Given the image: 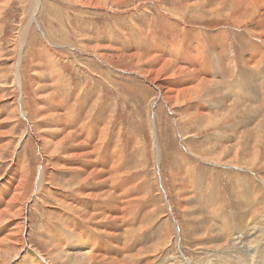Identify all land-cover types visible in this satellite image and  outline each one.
Masks as SVG:
<instances>
[{
  "label": "rangeland",
  "instance_id": "rangeland-1",
  "mask_svg": "<svg viewBox=\"0 0 264 264\" xmlns=\"http://www.w3.org/2000/svg\"><path fill=\"white\" fill-rule=\"evenodd\" d=\"M238 1L41 0L33 18L28 0H11L7 4L0 19V121L6 126L2 131L8 129L9 133L0 138V145L8 142L6 149L0 151V181L5 180L11 167L18 166L19 162L18 168L21 169L23 164L26 170H30L32 178L23 203L27 201L31 209L19 218V222L27 223L28 246L33 251H39L51 264H92L83 263L82 257L74 255L62 261L55 259L52 255L55 244L46 230H53L54 235L65 228L80 231V236L73 240H80L82 251L95 247L97 241L93 240L100 237L83 224L81 212L74 213L53 199L59 192L82 198L80 189L85 186L97 192L93 180L85 186L74 183L75 169L69 168H73L70 161L74 159L65 153L78 148L72 141H67L60 151L55 152L57 154L51 153L61 138L54 135L60 133V121L53 117L56 108L60 112L66 108L73 110L74 116L65 126L67 130L84 125L89 131L85 141L87 150L91 152L89 158L97 160L101 157L100 161L108 168L116 155L121 176L115 183L119 194L132 199L137 197L129 222L136 231L135 239L130 242L121 240L118 247L107 249V257L114 254L123 261L122 264H206L207 256L217 254L215 251L219 246H222L218 250L219 255L233 257L239 255L238 251L246 253L251 242L260 235L264 237V223L259 225L257 222H264V210L245 227V230L249 229L242 233V242L236 239L238 233L227 230V226L232 224L235 230L234 224L240 222L244 211L247 219L252 221L250 214L253 215L254 210L248 208H252L254 202L260 203L254 205L256 210L264 209V200H256L254 192L261 190V195L264 194V124H259L263 116L253 114L223 121L221 115L229 109L228 100L232 98L221 91L219 84L214 89L218 94L205 90L194 94L189 102L181 99L167 104L157 88L159 81L152 83L144 78L146 72L142 63L138 61L134 68L116 59L119 55L134 52L147 59L158 54L171 58L180 66L196 68L191 56L184 61L185 65L182 60L188 47L196 40L193 28H199L208 47L205 59H212L219 45H224L228 58L239 56L242 50L247 54L250 51L246 48L250 39L247 32L253 36V50L262 44L258 33L264 30V0L260 11L255 9L258 13L235 7ZM223 2L226 3L221 5ZM218 13L221 16L217 17ZM236 13L240 17H235ZM173 18L183 21L191 31L187 27H175ZM222 28L227 32L225 36H216ZM21 29L27 30L23 42ZM16 45L19 47L17 51ZM200 45L203 46L202 43ZM160 46H166V49ZM176 54L177 57L174 56ZM107 56H112V59ZM230 61L224 60L223 66ZM151 65L148 63L145 67ZM203 77L219 81L216 74H204ZM179 80L178 83L183 81ZM221 80L225 82L226 78ZM218 97L222 100L220 104H217L219 99L215 100ZM257 99L261 101L258 96ZM208 104L215 105L217 109L209 110ZM256 104L252 103L254 107ZM204 110L209 114L204 119L199 117L190 123H182L194 115L206 113ZM212 115H215L212 122L219 119V124L205 129ZM107 125L109 128L104 135ZM76 133L79 135L78 131ZM42 138L47 142H41ZM97 145L101 148L99 153L94 152ZM209 147L213 149L204 154L203 149ZM238 147H241L238 158L232 162L225 159L212 161L214 156L221 155L223 149L226 150V159L234 157ZM256 147L260 152L252 166L247 161L255 157ZM43 167L50 173L46 183L51 194L41 203L35 192ZM82 168L88 169L85 165ZM5 195L0 187V199L8 200L9 196ZM70 202L66 201L75 205ZM4 207L0 200V211ZM76 208L86 211L81 205ZM59 210L67 215V220L58 217ZM112 214L120 215L117 211ZM217 225L226 229L228 234L220 244L218 240L223 237H215ZM10 229V225L1 229L0 239ZM115 229L107 225V232H116ZM62 238L66 251L74 254L79 250L73 240L69 242ZM8 247L12 257L0 253V264H33V258L28 255H14L18 250L13 244ZM137 253L136 259H125Z\"/></svg>",
  "mask_w": 264,
  "mask_h": 264
},
{
  "label": "bare ground",
  "instance_id": "bare-ground-1",
  "mask_svg": "<svg viewBox=\"0 0 264 264\" xmlns=\"http://www.w3.org/2000/svg\"><path fill=\"white\" fill-rule=\"evenodd\" d=\"M11 0H0V19L3 15V10L4 8L7 6V4L10 3ZM120 1H124V0H120ZM41 0H28V4H29V10L31 12L32 18L34 17V14L36 13V10L38 9L39 5H40ZM261 3L262 0H239L237 3H235V7H242L243 9H250L255 11V13L259 10V8L261 7ZM189 3H187L186 5H188ZM263 4V3H262ZM258 9V10H255ZM5 11V10H4ZM234 12V10H231ZM244 11V10H243ZM260 11V10H259ZM258 13V12H257ZM221 16V14H217V17ZM240 17V14L238 15V13H236L235 17ZM264 27V26H263ZM25 29V28H24ZM22 30L20 31V35L22 37V42L24 39V36L27 34V30ZM263 30V29H261ZM1 33V31H0ZM19 35V36H20ZM28 36V35H27ZM258 36L260 37V40L264 41V30L259 34ZM20 37V38H21ZM65 38V37H64ZM63 38V39H64ZM25 40V39H24ZM264 43V42H263ZM21 45V44H19ZM18 45V46H19ZM207 47V46H206ZM14 48V47H13ZM16 51H17V45L15 46ZM23 48V47H21ZM199 48V47H198ZM197 48V49H198ZM204 45H200V50L204 51ZM264 48V47H263ZM21 50V49H20ZM227 52V51H226ZM198 53V51L196 52ZM221 53V52H220ZM260 53V52H259ZM206 54V53H205ZM262 54V53H261ZM201 55V54H200ZM106 56V55H105ZM204 56V55H203ZM220 56V55H219ZM260 56V54H259ZM258 56V57H259ZM205 57H208L205 55ZM226 58H228L227 56H225ZM263 57V56H261ZM17 58V57H16ZM107 58H111L112 56H107ZM199 58V57H198ZM203 58V57H202ZM201 58V59H202ZM222 58V57H221ZM231 58V57H230ZM117 60H119L122 63H126L128 66L130 67H136L139 63H142V65L144 66V70H145V75L144 78H146L148 81L154 83L156 81H159V84L157 85V88L161 91V93L163 95H161L162 97L164 96V99L166 100L165 102L167 104L169 103H173L176 100H181V99H185L187 102H189L192 97L194 96V94L196 93H202L203 91L207 90L209 93H215L218 94L217 92L214 91V89H216V85L219 84V86H221V82H215V80H210L207 78L203 77L202 72L200 73L201 68L198 66V63L196 64V68H190L187 66H180L176 63L173 62V60L171 58H165L163 56H160L158 54H152L151 57L147 58H142L140 57L137 53H131L129 55H119L116 57ZM200 59V58H199ZM198 59V60H199ZM200 59V60H201ZM220 59V58H219ZM253 60H255V58H252ZM259 59V58H256ZM196 60V59H195ZM193 59L192 62L195 61ZM197 60V61H198ZM205 60V59H204ZM226 60V59H225ZM242 60V59H241ZM246 60V59H245ZM263 60V59H262ZM0 61H2L1 59V54H0ZM221 61V60H218ZM237 61V60H236ZM250 63H253V61L249 60ZM200 62V61H199ZM202 62V61H201ZM243 62V60H242ZM241 62V63H242ZM257 62V61H256ZM148 63H152L151 66H146V64ZM156 63L154 69H152L153 65ZM186 63V62H185ZM221 63V62H220ZM244 63V68L246 70H248L249 72V66L248 63L246 61L243 62ZM264 63V62H263ZM78 64V63H77ZM222 64V63H221ZM235 64V63H234ZM259 66L261 65V60L259 61V63H257ZM150 65V64H149ZM185 65V64H184ZM15 66V65H14ZM112 66V65H110ZM236 66V65H235ZM192 67V66H191ZM223 67V66H222ZM237 67V66H236ZM258 67V66H257ZM254 67V68H257ZM261 67V66H260ZM259 68V67H258ZM206 69V68H205ZM19 70V69H18ZM208 70V68H207ZM210 70V69H209ZM21 71V70H20ZM208 72V71H207ZM205 74V73H204ZM146 76V77H145ZM244 76V74H243ZM20 77V76H19ZM178 78H180V81ZM246 78V77H244ZM242 79V78H241ZM240 79V80H241ZM174 80V81H172ZM178 80L180 81L178 83ZM190 80V82L188 81ZM19 81V80H18ZM243 81V80H242ZM250 81V80H249ZM20 82V81H19ZM246 82V80H245ZM244 82V83H245ZM2 83V81H1ZM24 83V82H23ZM242 83V84H244ZM17 84V83H16ZM246 84L248 85V82H246ZM250 84L253 86L252 89H254V87L256 86L254 84V82L250 81ZM2 85V84H1ZM35 85V84H34ZM261 85V84H260ZM17 87V86H16ZM34 87V86H33ZM262 87V86H261ZM264 87V85H263ZM36 89V87H35ZM261 89V88H260ZM262 90V89H261ZM38 91V90H37ZM36 91V92H37ZM264 91V89L262 90ZM1 92V91H0ZM253 92V91H252ZM255 92V91H254ZM262 93V92H261ZM39 94V93H38ZM231 95V94H230ZM234 95V94H233ZM254 96V95H253ZM228 97V96H227ZM248 97V96H247ZM246 97V99H247ZM256 97V96H255ZM229 98V97H228ZM10 99V98H9ZM219 99V101L217 102V104L221 103V99L218 97L215 100ZM230 99V98H229ZM240 99V98H239ZM252 99V98H251ZM254 99V98H253ZM252 99V100H253ZM1 100V98H0ZM59 100V99H58ZM251 100V101H252ZM49 101V100H48ZM52 101V100H51ZM256 101V100H255ZM1 102V101H0ZM58 102V101H57ZM229 102V109L227 111H225V114H222L221 117H223V121H226L228 119L231 118H237V117H242V116H247V115H253V114H259L263 116V120L259 122V124H264V109L262 107H260L259 105H256L255 107L253 105L250 104H244L240 101L236 100H228ZM254 102V100L252 101ZM261 102V101H260ZM23 103V102H21ZM249 103V102H247ZM24 104V103H23ZM59 104V103H57ZM21 105V104H20ZM25 106V105H24ZM19 107V106H18ZM65 107V106H64ZM67 107V106H66ZM44 109V108H43ZM42 109V110H43ZM40 110V109H39ZM41 110V111H42ZM46 110V109H45ZM199 109H197L198 111ZM4 111V110H3ZM24 111V110H23ZM205 111V110H204ZM5 112V111H4ZM44 113V110L42 111ZM48 112V111H47ZM206 112V111H205ZM25 113V112H24ZM27 113V112H26ZM41 113V112H40ZM42 113V114H43ZM51 113V112H50ZM53 113V112H52ZM51 113V114H52ZM4 114V113H3ZM6 114V113H5ZM11 114V113H10ZM50 114V115H51ZM49 115V116H50ZM209 114L206 113H200L199 115H194L192 117H190L187 121L182 122L183 124H186V122H191V121H195L197 118L202 117L201 119H204V116H207ZM17 116V115H16ZM15 116V117H16ZM40 116V115H39ZM74 116V112L71 109H65L63 112H60L57 108H56V113L53 114V117L56 119H59L60 123H59V127H60V133L56 132L54 135L56 137H61L59 140L60 142L58 143V145L56 147L53 148V150L51 151V153H55L57 151H60L65 143L67 141H72L73 145L77 146L78 148L76 150L72 149L69 150L67 153L71 158H73L74 160L70 161V165L73 166V168L69 167L70 169H75V175H76V180H74V183L77 186H81L84 185L88 182V181H95L96 187L97 188V192H93L90 190V187L85 186L83 189H80V193L82 198H77L75 195H71L68 193H64V194H60L62 196V199H56L53 197V199H55L57 202H59L60 206L66 207L71 209L72 212L77 213V212H81L83 215L80 214V217L84 220L83 224L85 226H87L90 230L92 234L95 235H99L100 237H97V240H93V241H97L96 246L92 247V248H87L86 251H82V244L80 242L79 239H75L73 240L75 237L80 236L81 232L80 231H73L71 228H65L63 232H56L55 235L53 234V230H50L49 228H47L46 231H48L47 233L51 235V241L55 244V247H53L54 251L52 252V255L55 259L59 260H64L66 259L69 255H74V257L79 256L82 257L81 259L84 262H91L92 264H122L123 261L118 260L119 257L115 256L114 254H112V257H107L106 256V251L107 249L110 248H116L120 245V241L124 240L125 242H130L132 240L135 239V233L136 231H134V228L130 226L129 222L132 219V210H133V204L135 202L134 199L132 198H128V195H124L123 197L118 194L113 192V187H116L117 185L115 183L119 182L121 179L120 174L118 173L117 170V164H118V160L116 155L113 156L111 164L108 168L104 167L103 163L100 161L99 157L97 160L94 158H89V154L91 153L90 151L87 150L86 147V143L85 141H87L88 139V134L89 131L86 130L84 125H79V127H70L69 130H67L65 128L66 124L68 123L69 120H71ZM215 115H212L209 117L208 122L206 123L205 129L212 127L213 125H218L219 124V119H217L216 122H212L213 119H215L214 117ZM12 117V116H11ZM19 117V116H18ZM14 118V117H13ZM29 119V118H28ZM27 119V120H28ZM42 119V118H41ZM18 120V119H17ZM181 120V119H180ZM41 121V120H40ZM58 121V120H57ZM58 121V122H59ZM200 119H199V123H200ZM203 121V120H202ZM248 121V120H246ZM13 122V121H12ZM20 122V121H19ZM180 122V121H179ZM9 123V122H8ZM18 123V122H16ZM202 123V122H201ZM229 123V122H228ZM12 124V123H11ZM17 125V124H16ZM20 125V124H19ZM223 125V124H222ZM55 126V125H54ZM233 126V125H232ZM16 127V126H15ZM18 127V126H17ZM16 127V128H17ZM38 127V126H37ZM58 127V125H57ZM6 128V126H4L2 124V122L0 121V138L4 135H6L7 133H9V131H2V129ZM22 128V127H21ZM40 128V127H39ZM109 126H105V131H104V135L106 134L107 130H108ZM11 129V128H10ZM79 133V135L76 133L77 131ZM76 131V132H75ZM11 132H13L11 130ZM75 133L77 134V136L75 135ZM49 136V135H48ZM52 136V135H51ZM54 136V137H55ZM82 136V137H81ZM7 137V136H6ZM9 138V137H8ZM15 138V137H14ZM53 138V136H52ZM19 139V138H18ZM21 139V138H20ZM22 140V139H21ZM100 140V138H99ZM51 141V139H50ZM41 142L46 143L47 139L46 138H42ZM101 142V141H100ZM8 143V142H7ZM6 143V144H7ZM49 143V142H48ZM51 143V142H50ZM53 143V142H52ZM0 145V151L6 149L7 145ZM45 145V144H44ZM99 145V144H98ZM98 145L96 146L95 149V153H99L100 151V147H98ZM103 145V144H102ZM53 146V145H52ZM51 146V147H52ZM256 146H258V143H256ZM46 147V146H45ZM50 147V146H49ZM95 147V146H94ZM247 147H249V145H247ZM211 149H213V147H209L206 148L204 151V154H208L209 151H211ZM241 147L236 148L235 150V154L234 157L230 158V159H226V150L223 149L222 152H220L221 155H216L212 158V161H221L223 159L226 160V162H232L234 159L238 158V153L240 151ZM254 148H252L253 150ZM45 150V149H44ZM47 151V150H46ZM78 151V152H77ZM92 151V150H91ZM49 152V151H48ZM260 150L256 147V150L254 152L255 157L253 156V158H251L249 161H247L249 164H251L252 166L254 165L253 163L256 162L257 157L259 155ZM57 154V153H55ZM201 155V154H198ZM57 156V155H56ZM110 156V155H109ZM119 159V158H118ZM15 160V159H14ZM17 160V159H16ZM107 160V159H105ZM47 162V161H45ZM13 163V162H12ZM15 163H18L17 161H15ZM79 163V164H78ZM81 163V164H80ZM87 163H89L87 165ZM216 163V162H215ZM94 164V165H93ZM20 165V162L18 163V166ZM82 165H85L88 167L87 170H84L82 168ZM119 165V164H118ZM17 165L11 167V169L9 170L8 175H6V179L3 181H0V187L3 188V190L6 193V197L9 199H4L1 198L0 200L2 201L3 206H5L1 211H0V230L5 228L6 226L10 225L11 229L10 232L4 236L3 238L0 239V253L3 254H10L11 256V248L8 247V245L13 244L14 248H17L18 253L14 254L17 257H21L24 256L23 254H25L26 256H30V259L33 258V264H51L50 262L47 261V259H45L39 251L35 250L33 251L29 246V240L27 238V223L24 224V222H19V218L21 216L27 215L29 212V208L31 209L30 205L26 203H23L24 198L26 197V194L28 193V187H29V183H30V170H26L25 166H21V169L18 168ZM46 166V165H45ZM59 166V165H57ZM20 167V166H19ZM48 167V165H47ZM48 168L43 167L42 171L40 172L39 175V179H38V183H37V187H36V192H35V196L37 198V200L39 202H43L45 201V198L48 199V195L51 194V189L49 188V185L46 183V181L48 180L50 173L47 170ZM51 170V169H50ZM120 170V169H119ZM161 173V172H160ZM32 178V177H31ZM159 178V177H158ZM1 179V178H0ZM158 181H160L158 179ZM240 184V183H239ZM105 186L111 187V189H106ZM105 187V189H104ZM32 189V187H31ZM261 191V190H260ZM260 191H254L256 192L255 194L257 195L256 200H264V194L261 195ZM184 192V191H183ZM31 193V192H30ZM59 193H63V192H59ZM148 194V193H146ZM145 195V194H144ZM146 196V195H145ZM250 196V195H249ZM181 197V196H180ZM186 197V196H185ZM251 197V196H250ZM253 197V196H252ZM251 197V198H252ZM27 198V197H26ZM25 198V199H26ZM263 198V199H261ZM31 199V198H30ZM29 199V200H30ZM32 200V199H31ZM30 200V201H31ZM77 200H81V203H78ZM254 200V199H253ZM73 201L74 202V206L66 203ZM261 201V202H262ZM242 203V201H240ZM264 202V201H263ZM262 202V203H263ZM30 203V202H29ZM40 203V204H41ZM71 203V202H70ZM257 202H254V205ZM96 204L98 206H100L99 211L97 212H93L91 210L92 206ZM106 204H110V205H106ZM169 204V202H168ZM260 203H257L256 205H258ZM81 205L86 211H81L79 209L76 208V206ZM87 205H90V209L87 208ZM119 205H121V214L120 215H113L110 214L109 212H114L109 208H105V206H109L111 208H113V210H116V208H119ZM207 206H209L208 204H206ZM252 206V208H248L250 210H254L253 211V215L250 214V217L252 218V221L250 222V220L247 219V214L246 212H242L241 216L242 219L240 220V222L236 223L235 222V230L232 229V225L227 226V230L231 231V232H235L238 233V236L236 237V239H238L239 242L243 241L244 236L242 235V233L245 230V227L252 224L255 220L253 219H257L259 216H261L262 214H260V212H263V207L260 208L259 210L255 209V206ZM32 206V205H31ZM238 206V205H237ZM34 207V206H33ZM42 207V206H41ZM45 207V206H44ZM170 207V206H169ZM182 207V206H181ZM79 208V207H78ZM172 209V208H171ZM108 210V211H107ZM174 211V210H173ZM38 212V211H37ZM60 214H58L60 219H64L67 220L68 217L67 215L62 212L61 210L59 211ZM173 213V212H172ZM175 213V212H174ZM246 214V215H245ZM173 215V214H172ZM75 217V215H74ZM80 218V219H81ZM26 219V217H25ZM60 219L56 222L57 224L60 223ZM70 219V218H69ZM75 219V218H74ZM190 219V218H188ZM193 219V218H192ZM72 220H73V216H72ZM209 220V218H208ZM27 222V219L25 220ZM128 221V225H125V222ZM175 221V220H174ZM197 221V218H196ZM65 222V221H64ZM259 223V225H261L262 223H264L263 221H257ZM257 223V224H258ZM261 223V224H260ZM65 224V223H64ZM177 224V223H176ZM255 224V223H254ZM49 225V224H48ZM107 225L109 226H114L116 229V232H107ZM258 225V226H259ZM46 226V225H45ZM67 226V225H66ZM65 226V227H66ZM13 227V228H12ZM44 227V226H43ZM47 227V226H46ZM49 227V226H48ZM192 228V227H191ZM234 228V227H233ZM260 228V227H259ZM258 228V229H259ZM263 228V227H261ZM49 229V230H48ZM187 229V228H186ZM193 229V228H192ZM167 230V229H166ZM177 230V229H176ZM191 230V229H190ZM227 230L224 229L222 226L217 225L216 228V236L217 238H221L220 240H218V244H220L221 241L224 240V238L226 239V236L228 234ZM56 231V230H55ZM139 231V230H138ZM207 233V230H205ZM250 231V230H249ZM176 233V231H174ZM174 233V234H175ZM179 234V233H178ZM177 234V235H178ZM261 234V233H260ZM63 236L62 240H66L71 242L73 240V242L77 243V247L79 248L78 251L74 252V254L69 253L68 251H66V248L64 247V244L61 241V237ZM176 236V235H175ZM179 236V235H178ZM177 236V237H178ZM195 236V235H194ZM137 237V236H136ZM174 237V236H172ZM263 235H260L258 238H256L254 241L251 242V244L249 245L251 248L253 247V245H256L254 249L248 248L245 252H241L238 251L239 255L233 256V257H226L223 255H219L218 250H220L222 248V246H219L215 252H217V254H213L211 256H207V262L206 264H216V260L218 258V264H264V252H263V247H264V237ZM166 238V237H165ZM179 238V237H178ZM191 238V235H190ZM207 238V237H206ZM214 238V237H213ZM164 239V238H163ZM173 239V238H172ZM193 239V238H192ZM49 240V238L47 239V241ZM99 240H104V241H99ZM170 240V239H169ZM168 240V241H169ZM161 241V240H160ZM164 241V240H163ZM227 241V240H226ZM166 242V241H165ZM211 242V241H210ZM74 243V244H75ZM164 243V242H163ZM167 243V242H166ZM116 244V245H115ZM165 244V243H164ZM239 244V243H238ZM49 245V244H47ZM168 245V244H167ZM166 245V246H167ZM180 245V243H179ZM212 245V244H211ZM50 246V245H49ZM217 246V245H216ZM153 247V246H152ZM180 247V246H179ZM207 247V246H206ZM13 248V246H12ZM161 248V247H160ZM201 249V248H200ZM204 249V248H203ZM51 250V249H50ZM70 250V249H69ZM77 250V248H76ZM160 250V249H159ZM158 251V248H157ZM208 251V250H206ZM16 252V251H14ZM143 252V251H142ZM160 252V251H159ZM33 255H32V254ZM50 253V252H49ZM148 253V252H147ZM183 253V252H182ZM222 253V252H221ZM234 253V252H233ZM51 254V253H50ZM139 253H137L134 256H129L126 257V260L129 259H136V257L138 256ZM154 254V253H153ZM181 254V253H180ZM231 254V253H230ZM142 255V254H141ZM151 255V254H149ZM184 255V254H182ZM208 255V254H207ZM227 255V254H226ZM14 256V257H16ZM50 255H48L49 257ZM144 256V255H143ZM154 256V255H153ZM53 260V257L50 256ZM181 259L185 260L186 257L180 256ZM191 257V256H190ZM204 257V256H203ZM175 258V257H174ZM193 258V257H192ZM2 259V258H1ZM14 259V258H13ZM28 259V258H27ZM191 259V258H190ZM197 259V258H195ZM202 259V258H201ZM11 261V259H9ZM15 260V259H14ZM13 260V261H14ZM51 260V259H50ZM80 260V259H79ZM194 260V259H193ZM6 261V260H5ZM12 261V262H13ZM22 261V260H21ZM20 261V262H21ZM25 261V260H24ZM27 261V260H26ZM172 261V260H171ZM178 261V259H177ZM198 261V260H196ZM206 261V260H205ZM56 262V260H55ZM181 262V261H180ZM190 262V261H189ZM29 263V262H27ZM31 263V262H30ZM54 263V262H53ZM61 263V262H59ZM13 264V263H12ZM21 264V263H20ZM63 264V263H62ZM90 264V263H89ZM129 264V263H126ZM182 264V263H180ZM196 264V263H195ZM200 264V263H199Z\"/></svg>",
  "mask_w": 264,
  "mask_h": 264
},
{
  "label": "crops",
  "instance_id": "crops-1",
  "mask_svg": "<svg viewBox=\"0 0 264 264\" xmlns=\"http://www.w3.org/2000/svg\"><path fill=\"white\" fill-rule=\"evenodd\" d=\"M208 1L209 0H203V2H205V3H208ZM219 1H221V0H219ZM225 3L226 2H223L222 4L219 3V4L224 5ZM167 19L170 20L172 18H167ZM172 22L174 23V26L175 27H179V28L182 27V29H185L187 27V25H185V23L183 21L179 20V19L173 18V21ZM187 30L188 31H191L188 27H187ZM192 31L197 34V37H196L195 42L192 45H190L188 47V49L186 50L185 56L182 58L183 62L189 56H191L192 59H194V60L196 59L195 62H197L198 63V66L201 68L200 73L202 72L203 75L205 73V75L216 74L217 76H219V81L218 82H221L220 89H221V91L223 93H226V95L229 98H232L231 100H236L237 99L238 101H240L242 103L245 102L244 104H250V105H252V103H253L252 101L254 100V102L257 103L256 105H259L260 107H263L264 108V91H262L264 89V87H263V85H264V70L263 69H260V68H264V63H263L264 62V48H263L264 47V43H263L264 41L261 42L263 45L260 44L259 46H257L253 50L251 48V42H252L253 36H251L249 34V32H247V35L249 36L250 39H249V41L246 44V48L247 49L249 48L250 51L247 54H244V51L242 50L240 52V55H239L241 58L239 56H236V57L233 56L231 58L230 57L229 58H225V56H226V50L224 48V45H219V47L217 49L218 50L217 53H215V55H213L214 57L212 59H205V53L207 52L208 47H206V44L204 43V39L201 36V33H200L199 28L198 29L193 28ZM239 32H241V31H239ZM225 33H227V32L225 31L224 28H222L221 30H219V34H217L216 36H225ZM236 34H237V37H238V33L237 32H236ZM239 37H241V36H239ZM200 43H202L204 45V51H201L200 50ZM233 46H234V48L236 50V45L233 44ZM160 47L163 48V49H166L165 48L166 46H160ZM261 49H263V50H261ZM153 50L156 51V49H153ZM197 51H198V53H196ZM259 54H260V56H259ZM174 56L177 57V54L174 55ZM261 56H263V57H261ZM198 57L200 59L202 57L203 58L200 60ZM253 57L255 58V60L252 59ZM256 58H259V59H256ZM225 59L227 61H229L231 59V61L228 62L226 64V66H223ZM241 59L243 60V62L246 61L247 63L248 62L250 63L249 60H251V61H253V63H255L253 65H252V63H250L251 65L248 63V65H250L249 66V72H248V70H246L244 68V63L242 62ZM218 60H221V61H218ZM260 60H261V65H260L261 67L257 64V63H259ZM184 64H185V62H184ZM254 67H257V68H254ZM207 68H208V70H207ZM243 74H244V76H243ZM222 77L226 78V81L225 82L223 80H221ZM244 77H246V78H244ZM245 80H246V82H248V85L246 84ZM249 80L252 81V82H254V84L256 85L254 87V89H252L253 86L250 84V81ZM259 81H260V83L258 85V82ZM242 83H244V84H242ZM257 96L261 98V102L257 99ZM246 97H247V99H246ZM251 98L252 99L254 98V99L252 100ZM247 102H249V103H247ZM208 106H209V110H213L214 111V110L217 109V107L215 105H213V104H208ZM113 188H114V192L119 194L120 191L118 190L119 189L118 186L113 187ZM64 193L65 192L58 193L57 196L59 197V199H62V196L60 194H64ZM77 202L78 203H81V200H77ZM90 207H91L90 205H87V208L90 209ZM105 208L106 209L109 208L112 211H114V212L117 211L118 213L121 214V209H122L121 206L119 208H116V210H113V208H111L109 206H105ZM99 209H100V206H98L96 204H94L92 206V208H91V210L93 212H97V211H99ZM109 213L112 214L113 212H109ZM115 215H117V214H115Z\"/></svg>",
  "mask_w": 264,
  "mask_h": 264
}]
</instances>
